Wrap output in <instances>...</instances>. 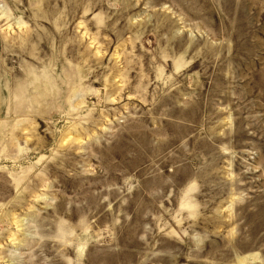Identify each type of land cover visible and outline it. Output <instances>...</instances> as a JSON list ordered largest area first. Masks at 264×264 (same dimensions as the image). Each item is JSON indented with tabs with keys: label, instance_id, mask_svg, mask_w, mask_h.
Instances as JSON below:
<instances>
[{
	"label": "rangeland",
	"instance_id": "1",
	"mask_svg": "<svg viewBox=\"0 0 264 264\" xmlns=\"http://www.w3.org/2000/svg\"><path fill=\"white\" fill-rule=\"evenodd\" d=\"M0 264H264V0H0Z\"/></svg>",
	"mask_w": 264,
	"mask_h": 264
}]
</instances>
